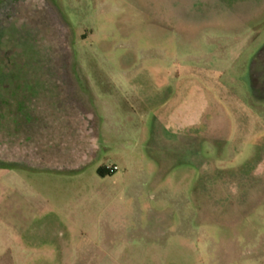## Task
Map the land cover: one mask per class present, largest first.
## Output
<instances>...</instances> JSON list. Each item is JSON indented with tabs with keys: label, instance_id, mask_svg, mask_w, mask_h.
<instances>
[{
	"label": "rangeland",
	"instance_id": "374dc122",
	"mask_svg": "<svg viewBox=\"0 0 264 264\" xmlns=\"http://www.w3.org/2000/svg\"><path fill=\"white\" fill-rule=\"evenodd\" d=\"M43 198L26 263L264 264V0H0V220Z\"/></svg>",
	"mask_w": 264,
	"mask_h": 264
},
{
	"label": "crops",
	"instance_id": "0c3cea01",
	"mask_svg": "<svg viewBox=\"0 0 264 264\" xmlns=\"http://www.w3.org/2000/svg\"><path fill=\"white\" fill-rule=\"evenodd\" d=\"M92 115L96 116V108L93 107ZM98 123L95 121V133L93 142L91 143L95 148L93 149L92 153H88V146L87 144L83 147L81 146L77 153H74L73 160L70 163H52L48 162V164L57 166L60 169H64L67 171H72V176H76L83 172L85 165L95 158L97 154L99 138H98ZM87 131V130H86ZM90 151V150H89ZM84 156V159L82 158ZM71 157V158H72ZM77 158V160H75ZM80 158V159H79ZM68 162V161H65ZM98 168V167H97ZM96 168V172L98 173ZM8 168L3 167V171H8ZM99 174V173H98ZM101 176V174H99ZM30 202V201H29ZM90 199L86 200H79V199H47L43 198L42 200L38 199L37 202L34 201L33 204V211L31 213H22L18 212L17 214L12 215H4L3 218L0 220V231L2 233V253L0 256V264H42V262H36L31 260L30 262L26 263L24 261L25 257L21 256V254L30 251L32 248L39 246L36 239L31 240L30 238H35L39 235L41 237H46L47 234H43L41 232L39 234V230L32 228L33 225L37 221H52L54 222L53 227L56 225H61L59 227L58 232L61 236L67 238L68 233L69 236L72 234V231L75 228V220H78L77 216L82 215L83 213L88 214L87 209L84 208L83 213H76L80 210L77 209L79 205H89ZM27 205V202H22L18 205L19 210L21 207ZM76 205V207H75ZM28 226V227H27ZM30 227V228H29ZM36 232L38 234H36ZM48 243H46L47 245ZM44 245V244H42ZM41 246V245H40ZM50 247V245H49ZM17 259H14V256ZM20 254V255H18ZM68 264V263H67ZM84 264V263H81Z\"/></svg>",
	"mask_w": 264,
	"mask_h": 264
},
{
	"label": "built area",
	"instance_id": "2783aa9c",
	"mask_svg": "<svg viewBox=\"0 0 264 264\" xmlns=\"http://www.w3.org/2000/svg\"><path fill=\"white\" fill-rule=\"evenodd\" d=\"M105 168L109 173H112L118 169V166L114 163H111V164L106 165Z\"/></svg>",
	"mask_w": 264,
	"mask_h": 264
},
{
	"label": "trees",
	"instance_id": "16d2710c",
	"mask_svg": "<svg viewBox=\"0 0 264 264\" xmlns=\"http://www.w3.org/2000/svg\"><path fill=\"white\" fill-rule=\"evenodd\" d=\"M97 171H98V173L101 174V175H104L105 173H109V172L106 170L105 167H101V166L97 168Z\"/></svg>",
	"mask_w": 264,
	"mask_h": 264
}]
</instances>
